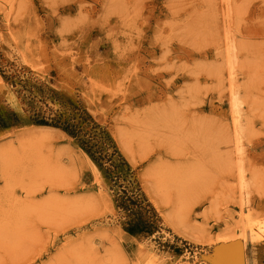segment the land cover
Listing matches in <instances>:
<instances>
[{"label":"rangeland","instance_id":"rangeland-1","mask_svg":"<svg viewBox=\"0 0 264 264\" xmlns=\"http://www.w3.org/2000/svg\"><path fill=\"white\" fill-rule=\"evenodd\" d=\"M12 112L0 264H264V0H0Z\"/></svg>","mask_w":264,"mask_h":264},{"label":"trees","instance_id":"trees-1","mask_svg":"<svg viewBox=\"0 0 264 264\" xmlns=\"http://www.w3.org/2000/svg\"><path fill=\"white\" fill-rule=\"evenodd\" d=\"M32 122L36 125L63 127L64 130L70 135L77 137L79 132L81 131L80 129L82 125L90 123V118L85 112L76 111L74 114H72L71 118L67 120H63V116H60L58 118H48L44 115L36 114L32 118ZM9 124H22V120L20 116L14 112L10 113V116L8 118H4L3 116L0 117L1 126H8ZM94 128H96V126ZM86 151L95 160H102V158H96V153L93 152L92 147L87 146ZM131 201L139 208V212L137 211L136 214H133L135 220L133 222L132 229L135 228L146 231L148 229L150 230L154 228V224L150 220L145 219L141 205L138 202H134V200Z\"/></svg>","mask_w":264,"mask_h":264},{"label":"bare ground","instance_id":"bare-ground-1","mask_svg":"<svg viewBox=\"0 0 264 264\" xmlns=\"http://www.w3.org/2000/svg\"><path fill=\"white\" fill-rule=\"evenodd\" d=\"M233 92V91H232ZM234 95V94H233ZM237 100V99H236ZM237 103V102H236ZM129 140V139H128ZM128 140L123 136V135H120V143H121V145L123 146V148H124V150H125V152H126V154H127V156H129V158L133 161V162H135L136 161V152L134 151V149H133V147L130 145V143L128 142ZM130 141V140H129ZM160 173V172H159ZM147 178H150V175L149 176H147ZM148 181H149V179H148ZM164 185V184H163ZM164 187V186H162V184L160 185V184H156L155 183V188H156V192H157V195H155L157 198H158V195H160L161 196V187ZM169 196V195H168ZM163 199V196H161V200ZM164 201V200H163ZM167 204V203H166ZM167 206V205H166ZM179 209V208H178ZM178 209H176V210H178ZM172 212H174L175 213V210H173ZM171 212V213H172ZM170 213V212H169ZM180 214V213H179ZM176 215H177V213H176ZM170 220L173 222V223H176V225H180V218L178 217V216H173V215H171L170 216ZM169 220V221H170ZM264 227V226H263ZM263 227H259L260 229L259 230H261V232H264V228ZM253 231V230H252ZM259 235V234H258ZM262 235V234H261ZM254 236V235H253ZM233 237H225V238H221L220 239V241L221 242H225V243H229V242H232V244L230 245V248H227V249H225L226 251H234V252H238L239 251V249H242V244H243V241H242V244H241V242L240 243H238L237 242V240L236 239H232Z\"/></svg>","mask_w":264,"mask_h":264}]
</instances>
